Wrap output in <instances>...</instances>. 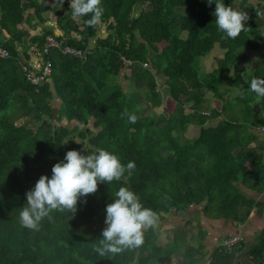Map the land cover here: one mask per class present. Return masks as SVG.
I'll use <instances>...</instances> for the list:
<instances>
[{"label": "trees", "instance_id": "trees-1", "mask_svg": "<svg viewBox=\"0 0 264 264\" xmlns=\"http://www.w3.org/2000/svg\"><path fill=\"white\" fill-rule=\"evenodd\" d=\"M59 1L0 0V48L8 51L6 57L0 54V264H242L240 254L246 251L252 264H264V229L253 248L245 249V239L232 247L219 244L207 263H202L208 255L203 243L180 248L179 237L165 245L158 241L167 216L184 214L192 204L205 202V215L210 212L238 226L261 206L238 183L261 191L251 184L262 182L256 173L262 155L247 153L250 134L241 122L220 118L222 111L207 110L206 102L209 94L222 99L233 83L245 93L248 105L264 103L248 91L253 78L264 79V54L254 69L245 61L249 50H264V15H257L264 13V0H223L248 13L246 30L236 39L217 29L215 3L209 6L207 0H102V20L94 27L86 23L91 14L76 18L70 0ZM53 18L63 34L56 35L55 26L46 24ZM104 23L106 38L98 36ZM40 25L43 32L35 33ZM49 35L63 47L82 49L84 56L52 47L44 55L52 63V74L34 85L23 63L43 50ZM216 46L222 50L216 68L201 75L200 58ZM144 62L149 66L143 67ZM121 74L128 89L121 79L111 78ZM158 77L176 109L144 114L149 104L164 103L165 94L156 90ZM133 87L145 89L147 104ZM56 99L60 119L74 123L72 128H55L51 122ZM19 105L24 113L34 114L35 124L16 122L13 113ZM125 109L138 117L136 123L121 118ZM216 118L217 124L205 126ZM189 125L200 127L191 139L184 137ZM98 148L117 155L124 165L135 162V170L81 197L74 215L54 211L38 231L22 227L19 213L26 206L25 194L38 179L51 178L52 167L67 151L91 154ZM120 187H128L156 211L159 224L144 233L141 247L100 257L93 246L102 238L106 206Z\"/></svg>", "mask_w": 264, "mask_h": 264}, {"label": "clouds", "instance_id": "clouds-1", "mask_svg": "<svg viewBox=\"0 0 264 264\" xmlns=\"http://www.w3.org/2000/svg\"><path fill=\"white\" fill-rule=\"evenodd\" d=\"M209 6L215 3V24L225 34V38L236 39L246 30L245 21L248 13L226 6L223 0H207ZM69 7L76 18L88 16L89 26L98 25L104 13L102 0H70ZM257 15L264 13L257 11ZM248 91L264 98V79L253 78ZM127 117L130 123H136L138 117L127 109L121 118ZM135 162L122 164L120 158L112 152L98 148L91 154H81L77 150L66 152L62 161L52 167V175H42L34 188L26 192V206L21 208L19 223L22 227L38 231L41 222L52 219L51 213L77 211L81 197L95 194L98 185L120 181L125 174L131 175ZM114 202L106 206V227L102 238L93 246V251L100 257L116 256L126 250L139 248L144 243V233L155 229L159 224V215L151 208L145 207L139 197L128 187H120Z\"/></svg>", "mask_w": 264, "mask_h": 264}, {"label": "rangeland", "instance_id": "rangeland-1", "mask_svg": "<svg viewBox=\"0 0 264 264\" xmlns=\"http://www.w3.org/2000/svg\"><path fill=\"white\" fill-rule=\"evenodd\" d=\"M56 1H59V0H55V2ZM237 1L241 2L243 0H237ZM244 1L249 2L252 0H244ZM26 3H28V2H26ZM61 5H62V3H61ZM65 11H67V10L65 9ZM162 45L163 44H160V46H162ZM254 55H255L254 58L259 59L258 54H254ZM219 56H222V50L220 49L219 46H216V48L209 55L200 58V63H201L200 74L204 75L205 73L213 71L217 66L216 59ZM245 61L248 63L249 66H251V65L253 66V63L255 62L251 58H247ZM126 66H128V65L126 64ZM137 68H138V70L142 69L141 67H138V66H137ZM128 73H130V70H128ZM242 76H243V79H245V77L247 75L244 72V73H242ZM111 78L112 79H117V78L121 79L125 85V89H128V87L126 86L125 80L123 79V74H121L119 76H111ZM158 78L159 79H156V82L158 83V85L156 86L157 87L156 90L157 91L160 90L163 94H165L164 103L160 107H153V106H151V104H149L148 106L143 108L144 114H147V113L152 112V111L156 114H159L161 112L169 114L176 109V102L173 100V98L166 95L167 94L166 90H165L166 88L161 83L162 77H158ZM226 88H228L227 94H225V96L222 99L218 98L220 101L215 102L216 106L220 107L219 110L222 111V115L220 118H226V119L232 118L238 122H241L244 125V128H246V129L258 127L262 123H264L263 118H253L251 120L248 119L249 106H252L255 111H256V109H255V105H252V104L248 105L247 104V102L245 100V97H246L245 93L240 90V87L233 85V83H231L230 85H227ZM130 89H132L134 92L138 90L137 92L141 95L142 104H144V105L147 104V98L144 95L145 89H135L134 87L130 88ZM221 89H225V87H222ZM208 96H210L211 98L214 97L211 94H209ZM215 98H217V97H215ZM207 102L212 104V100H210V99L209 100L207 99ZM53 105H54V112H52L50 118H51V122L53 123L54 127L60 128L61 126H65L68 129L72 128L74 123L68 122L67 120L62 119V118L60 119V117H59V113H60L59 102L57 99L54 101ZM210 111H211V109H210ZM204 113H206V112H204ZM13 116H14V119L16 120V122L19 124L24 123V122H30L31 124H35L37 122V119L34 117V114L31 112L24 113L21 105H19L14 110ZM217 122H218V118L212 119L208 123H206L205 126L208 127L211 125H215ZM199 128L200 127L196 126V125H189L187 127L185 133H184V137H187L188 139L193 138L194 136H196L198 134ZM188 211L185 212V214L183 215L184 216L183 219H181L177 216L172 217V215L167 216L168 222H166V223H169V226L166 227V230L171 229L170 228L171 222H173V223L179 222L180 223L184 220V218L186 221L188 220V222H191L188 225L181 224L182 226H178L176 231H175L176 235H178V237H179L178 246L180 248L186 247L188 245H194L196 247V246H199L200 243L201 244L203 243L201 238L195 237V234L201 232L202 230L204 231L203 223H202L203 212H201L199 214V216L196 217L195 216V214H197L196 209H192V207H191ZM204 215H205V213H204ZM206 217L213 219V220H216V219L224 220V218H214L210 212H208L206 214ZM204 221H205V218H204ZM164 229L165 228H163L164 233H162V232L159 233V236H158L159 243H165L166 239H168L170 237V235H168V237L165 235L166 230H164ZM258 231H261V229L258 228ZM261 232L259 233V235L261 234ZM217 233H218V231H217ZM259 235L256 237L255 234H253V236L250 237V240L257 242L259 240V238H258ZM189 236H192L193 240H190V238H187ZM245 245H246L245 249L246 248L249 249V248H253L252 245H254V244L250 245L249 242H246ZM204 246H205V244H204ZM240 260L242 261V264H252V254H248L246 251L245 253L240 254ZM136 263H137V261L131 262V264H136Z\"/></svg>", "mask_w": 264, "mask_h": 264}, {"label": "crops", "instance_id": "crops-1", "mask_svg": "<svg viewBox=\"0 0 264 264\" xmlns=\"http://www.w3.org/2000/svg\"><path fill=\"white\" fill-rule=\"evenodd\" d=\"M46 24H52L55 26L56 35H61L64 33V31H62L61 29H59L57 27V20L56 19L53 18V21H48ZM43 29H44V26L40 25L37 27L35 33H42ZM105 31H106V25L104 23L100 26L98 34L106 35ZM31 34H33V32ZM1 35H2V31L0 30V36ZM30 37L31 36H28V39ZM25 44H27V42ZM33 49H34V47H31L30 52ZM254 54H258V58H260L264 54V50H261V51L249 50V56H250L249 58L259 60L257 58H254V56H255ZM32 59H33V56H32ZM207 99L212 100V104L209 102H206V109L207 110L210 111V109H213V108H215V109L220 108V107H217L215 104L216 101H220L218 98H215V97L211 98L210 96H208ZM58 102L60 105L59 99H58ZM254 105H255V109H256V114H253L252 111L250 109H248V119L251 120L253 118H263V121H264V103L259 107H257V104H254ZM263 127H264V123H262L260 126L255 127V128L245 129L247 131V133L250 134L249 139H247V141H245V144H247V149H248L247 153L251 154V156L262 155V161L257 162L258 170L256 172L257 175L261 176L262 182L261 183L254 182L251 184V185H255V186L259 187L261 189V191L259 192V191L255 190L249 186H245L241 181L238 183V187L245 194L253 196L254 198H256L257 201H259L261 203V206L259 209L257 207H255L252 210L249 220L247 222H245L244 224H241L238 226L235 223H232L226 219H224V220H221V219L213 220V219L207 218L206 215H204V212L202 210L204 205H205V202L201 203V204H192L189 207V209L191 207H192V209H196V213H197V214H195L196 217L199 216V214L201 212H203L202 223H203L204 231L202 230L201 234H200V232L195 234V237H199L202 239V242L205 244L204 250L206 252H208V255L202 261V263L208 262V259L210 258L213 249L221 243L222 239L225 236L230 235L232 233L240 234L244 237L245 241L249 242V244L251 245V244H255L256 242L251 241L250 237H252L253 234H255V236L257 237L259 235V233L262 231V229H264V130L262 129ZM246 165L249 168L252 167V163L250 161H247ZM184 214L177 215V217L183 219ZM172 217H176V216L172 215ZM204 218H205V221H204ZM166 222H168V221H166ZM187 222H188V220L186 221L185 218L180 223L179 222H175V223L171 222V226H170L171 229H168V230H166V227L169 226V223H165L160 229V232L164 233L163 228H165L164 229V230H166L165 235L167 237H168V235H170V237L168 239H166L165 243H168L169 241L172 242L173 239L178 237V235H176V232H175L177 227L182 226L181 224H186ZM258 228L261 229V231H258ZM217 231H218V233H217ZM187 238H190V240H193L192 236H189ZM158 241H159V239H158ZM165 243H159V244L165 245ZM199 245H201V243Z\"/></svg>", "mask_w": 264, "mask_h": 264}, {"label": "built area", "instance_id": "built-area-1", "mask_svg": "<svg viewBox=\"0 0 264 264\" xmlns=\"http://www.w3.org/2000/svg\"><path fill=\"white\" fill-rule=\"evenodd\" d=\"M52 47L62 48L63 52L66 54L83 57L84 51L82 49H77L72 46L66 45L62 46L55 36L49 35L43 50L33 55V59L29 62L23 63V71L26 78L34 85H42L52 74V63L50 61H45L44 55L48 54ZM0 54L4 57L8 55L6 49L0 48ZM128 66H133L131 61H126ZM149 66L148 63L144 62L143 67ZM208 112H206L207 114ZM264 130V127L262 128ZM244 237L240 234L230 235L224 237L221 241V245L226 247H232L239 241L243 240Z\"/></svg>", "mask_w": 264, "mask_h": 264}, {"label": "water", "instance_id": "water-1", "mask_svg": "<svg viewBox=\"0 0 264 264\" xmlns=\"http://www.w3.org/2000/svg\"><path fill=\"white\" fill-rule=\"evenodd\" d=\"M105 34L106 35H102V37L103 38H106L107 37V35L109 34V32L108 31H105ZM98 36H101L100 34H98ZM258 63H259V60H256L254 63H253V66H252V68L254 69V68H256L257 67V65H258ZM235 234H237V233H232V234H230V235H235Z\"/></svg>", "mask_w": 264, "mask_h": 264}]
</instances>
